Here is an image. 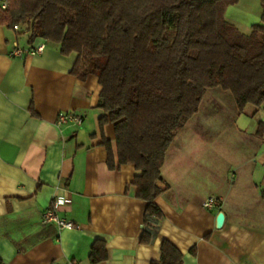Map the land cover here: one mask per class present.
Wrapping results in <instances>:
<instances>
[{
	"label": "crops",
	"instance_id": "crops-1",
	"mask_svg": "<svg viewBox=\"0 0 264 264\" xmlns=\"http://www.w3.org/2000/svg\"><path fill=\"white\" fill-rule=\"evenodd\" d=\"M229 6L225 16L238 28L258 23ZM39 41L0 21L3 264H150L159 260L163 239L179 249L181 264H264V103L239 111L230 91L204 92L166 150L155 198L162 218L157 235L142 243L147 204L135 195L131 163L107 165L101 139L114 160L116 143L113 123L98 125L104 111L97 77L73 75L76 54H61L55 43L10 55L14 44ZM68 110L82 115L80 125L56 124ZM55 196L69 199L57 213L75 227L41 222ZM210 196L218 206L208 209L202 202ZM219 211L224 223L217 228ZM94 246L105 257L91 262Z\"/></svg>",
	"mask_w": 264,
	"mask_h": 264
},
{
	"label": "trees",
	"instance_id": "trees-1",
	"mask_svg": "<svg viewBox=\"0 0 264 264\" xmlns=\"http://www.w3.org/2000/svg\"><path fill=\"white\" fill-rule=\"evenodd\" d=\"M238 0H7L0 21L26 29L29 37L76 54L70 72L94 75L100 84L101 128L114 127L116 160L101 139L107 165L131 163L136 197L146 202L149 243L162 212L160 167L178 129L196 113L204 92L220 87L242 111L264 103V0L260 21L248 32L225 11ZM105 257L94 246L90 260ZM182 254L163 239L160 258L150 264H181ZM0 264L3 262L0 260Z\"/></svg>",
	"mask_w": 264,
	"mask_h": 264
},
{
	"label": "built area",
	"instance_id": "built-area-1",
	"mask_svg": "<svg viewBox=\"0 0 264 264\" xmlns=\"http://www.w3.org/2000/svg\"><path fill=\"white\" fill-rule=\"evenodd\" d=\"M8 3L7 0H0V9H5ZM14 28L17 29V25H14ZM45 48V42L39 41L36 45L30 47H19L17 44H14V47L10 51L12 56H20L24 53L26 54H37L41 53ZM82 115L74 111H62L57 114L56 124H75L80 125L82 122ZM69 203V199L55 196L50 203V205L42 212L41 222L42 223H53L58 229L62 228H73L75 227L74 223L70 220H67L63 217H60L57 213L60 207ZM202 205L208 209L218 206V199L213 196L207 197L203 200Z\"/></svg>",
	"mask_w": 264,
	"mask_h": 264
},
{
	"label": "rangeland",
	"instance_id": "rangeland-1",
	"mask_svg": "<svg viewBox=\"0 0 264 264\" xmlns=\"http://www.w3.org/2000/svg\"><path fill=\"white\" fill-rule=\"evenodd\" d=\"M230 6L233 7V9H236L237 16H240L241 20H244V19L246 20V19H250L252 17L254 18L255 16H257V19L254 22L260 21V13L262 9L260 0H239L237 3L231 4ZM244 24L241 23V24H238V26L241 31L247 32L248 28H250L249 26L251 25L247 23H244Z\"/></svg>",
	"mask_w": 264,
	"mask_h": 264
},
{
	"label": "water",
	"instance_id": "water-1",
	"mask_svg": "<svg viewBox=\"0 0 264 264\" xmlns=\"http://www.w3.org/2000/svg\"><path fill=\"white\" fill-rule=\"evenodd\" d=\"M224 223V213L222 211H219L215 217V226L217 228L222 227Z\"/></svg>",
	"mask_w": 264,
	"mask_h": 264
}]
</instances>
